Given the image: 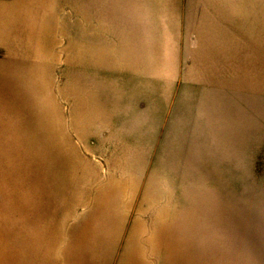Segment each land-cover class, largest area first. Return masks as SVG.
I'll use <instances>...</instances> for the list:
<instances>
[{
	"label": "rangeland",
	"instance_id": "obj_1",
	"mask_svg": "<svg viewBox=\"0 0 264 264\" xmlns=\"http://www.w3.org/2000/svg\"><path fill=\"white\" fill-rule=\"evenodd\" d=\"M0 264H264V0H0Z\"/></svg>",
	"mask_w": 264,
	"mask_h": 264
}]
</instances>
